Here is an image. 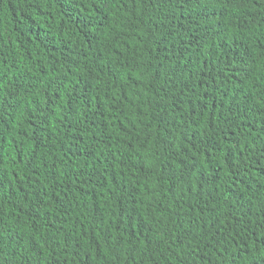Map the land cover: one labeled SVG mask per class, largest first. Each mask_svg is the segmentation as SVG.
Instances as JSON below:
<instances>
[{"label": "trees", "instance_id": "trees-1", "mask_svg": "<svg viewBox=\"0 0 264 264\" xmlns=\"http://www.w3.org/2000/svg\"><path fill=\"white\" fill-rule=\"evenodd\" d=\"M0 264H264V0H0Z\"/></svg>", "mask_w": 264, "mask_h": 264}]
</instances>
